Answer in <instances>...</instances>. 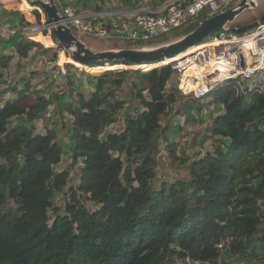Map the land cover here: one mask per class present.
<instances>
[{
  "label": "trees",
  "instance_id": "obj_1",
  "mask_svg": "<svg viewBox=\"0 0 264 264\" xmlns=\"http://www.w3.org/2000/svg\"><path fill=\"white\" fill-rule=\"evenodd\" d=\"M60 1L86 6L85 0ZM122 1L124 9L135 10L140 0ZM12 14L17 33L6 42L0 33V66L11 59L7 48L20 59L33 49L49 53L23 34L30 25L23 15ZM3 15L0 26L9 13ZM208 17L203 12L145 46L179 38ZM65 68L59 79H43L46 92L26 80L0 105V264H264V80L251 87L231 80L194 99L180 91L169 65L146 72L81 71L92 88L85 92L74 81L77 68ZM29 96L31 104L22 103ZM208 99L221 107L201 139L212 149L177 155L161 120L174 110L188 122ZM50 108L69 117L62 128L70 168L79 174L76 187L66 189L69 172L56 171L64 150ZM116 124L120 130L107 131ZM168 170L174 179L156 186L157 175ZM62 194L60 212L56 196Z\"/></svg>",
  "mask_w": 264,
  "mask_h": 264
},
{
  "label": "built area",
  "instance_id": "obj_2",
  "mask_svg": "<svg viewBox=\"0 0 264 264\" xmlns=\"http://www.w3.org/2000/svg\"><path fill=\"white\" fill-rule=\"evenodd\" d=\"M240 1L170 0L156 9L79 13L70 6H64L60 0H55L59 9L58 22L69 27L74 35L78 33L103 42L124 41L132 44L147 43L183 27L203 12L213 16ZM23 34L32 40L38 35L49 37L51 45L41 44L47 52L51 49L56 52L57 57L66 52L52 40L51 26L46 18L40 23L25 26ZM206 41L173 57L141 64L137 68L146 72L148 66H171L181 84L180 91L194 99L207 97L215 88L231 80L250 81L264 71V21L244 34L236 35L227 28L208 37ZM218 249H223L222 244L218 245Z\"/></svg>",
  "mask_w": 264,
  "mask_h": 264
},
{
  "label": "rangeland",
  "instance_id": "obj_3",
  "mask_svg": "<svg viewBox=\"0 0 264 264\" xmlns=\"http://www.w3.org/2000/svg\"><path fill=\"white\" fill-rule=\"evenodd\" d=\"M13 1H14V5L9 6L8 4H6V2L0 0V16L3 15L4 11L6 13H9V15L5 17L4 21L2 20L0 26L1 37L5 42L9 41L12 38V36L17 33L16 32L17 29L15 27L18 26V20L17 17L12 13L19 12L21 15H23L25 21L28 22L30 25L38 23L35 15V11L39 12L40 20H43L45 18L40 8L36 7L32 3H29L28 0H13ZM85 1H86L85 7H83V4L81 3L77 4L76 6L70 5V7H72L79 13H89V12L119 13V12L151 9L152 6L160 7L161 5L167 3L170 0H140L137 4L138 8L135 10L124 9L125 6L124 4H122L123 3L122 0H85ZM24 3H27L28 5L24 6ZM20 4L23 6H20ZM263 11H264V0L260 1L255 9H250L243 12L232 25L234 27H237L253 22V20L255 21L260 17ZM75 36L83 43H85V45L92 51L140 47V46L132 47L135 46V44L124 41L103 42L101 40H94L86 36H82L78 33H75ZM33 41L39 43L43 42L47 46L51 45L52 43L49 37H43L41 35L35 36ZM206 42L207 41L205 40L202 43H206ZM145 45H147V43L143 44L142 46L146 47ZM4 53L10 56L11 59L6 66H0V105L6 100L14 99L15 96L12 94L11 88L15 86L21 87L22 83L26 80H29L33 85H35L36 88L43 89V91L46 92V88L44 87L43 84V79L47 76L48 77L55 76L57 79H59L58 77L59 75H57L58 69H60V72H66L65 66L67 64L73 65V67L77 68L76 71L72 70V72L75 75L74 81L80 85L81 88L80 90L83 92H85L88 89L92 90V88H90L91 85L87 83L86 76H84V74L81 71L89 72L92 75H99L104 71L138 69L137 67L141 66V64L126 66L123 64L109 65L108 63L104 64L103 66H97V67H88L80 63H79L80 66H76L70 62H61L60 56L59 57L55 56V60L51 62L49 57L51 56L52 53H56L52 49L49 51V53L46 54H44L40 49H33L28 53L26 59H20L13 52L12 47L4 50ZM68 53L69 52L66 51L64 57L67 60H72V58L69 56L71 54ZM56 66L57 68L53 70V68ZM146 68H148L146 69V71H150L151 69H153L152 66L151 67L148 66ZM263 80H264V71H262L255 78L248 81L246 84L251 87L252 85H255V83ZM60 83H62V81ZM170 84H172V82ZM179 84L180 82L178 80V87ZM183 95L185 94L183 93ZM31 99L32 98L29 96L25 101H22V103L31 104ZM206 102H208L209 105H207L206 108H203L200 113L197 112L191 113L192 119L189 120L188 122H185V117L183 115L175 114L176 111L174 112V110L169 111L168 116H166L161 120L162 124L167 125L168 127L166 131L167 135L170 137V139L175 141L176 145L179 147L177 148L178 149L176 152L177 155H181L182 151H185L187 154L192 155L195 152L202 153L204 151L212 149L209 140H206L205 142L201 143V139L208 134V129L210 125V115H216L217 113L221 112V107L210 104L212 103L210 99L206 100ZM50 111H51L50 116L52 117V120L60 121V124L57 128V132H58L59 140L61 141L64 150L62 160L60 164L56 167V171L69 172V178L66 182V187H65L66 189L67 187H76L79 183V174L76 167L70 168V165L72 164V159H71V151L69 148V140L67 139L65 129L62 128L63 127L62 125H64V123L67 121V119H69V117L66 114H64L63 117L61 115H53L51 108ZM37 126L39 133L45 132L44 124L41 121L37 122ZM51 126L48 125V127ZM120 127L121 124H116L108 128L107 131L115 132L120 130ZM176 127H182L183 131L176 132L175 129ZM193 138L195 139L194 142H192ZM160 146L161 148L164 147L163 140H160ZM173 179H174V173L171 170H168V175H159V176L157 175L158 182H156L155 185L158 186L160 182L169 181V180L172 181ZM63 197H64L63 194L56 196V203H57L56 207L58 209H61L60 212H62L63 209L62 208V205L64 204ZM220 253H221V257H224L226 255L224 251Z\"/></svg>",
  "mask_w": 264,
  "mask_h": 264
},
{
  "label": "water",
  "instance_id": "obj_4",
  "mask_svg": "<svg viewBox=\"0 0 264 264\" xmlns=\"http://www.w3.org/2000/svg\"><path fill=\"white\" fill-rule=\"evenodd\" d=\"M260 1L262 0H241L232 8L204 19L187 34L166 43L150 47L92 51L72 33L69 27L58 22L59 9L55 0H28L29 3L39 7L45 15L47 23L51 26V34L54 41L69 52L77 63L86 66L102 62H128L136 65L154 63L183 53L201 43L204 39L227 28L235 34H244L263 23L264 11L253 22L237 27L231 25L243 12L255 9Z\"/></svg>",
  "mask_w": 264,
  "mask_h": 264
},
{
  "label": "bare ground",
  "instance_id": "obj_5",
  "mask_svg": "<svg viewBox=\"0 0 264 264\" xmlns=\"http://www.w3.org/2000/svg\"><path fill=\"white\" fill-rule=\"evenodd\" d=\"M60 61H61V62H65V61H63V55H62V54L60 55ZM66 62H70V63H72V64H74V65H76V66H80V64H76V63H74L73 61H66Z\"/></svg>",
  "mask_w": 264,
  "mask_h": 264
},
{
  "label": "crops",
  "instance_id": "obj_6",
  "mask_svg": "<svg viewBox=\"0 0 264 264\" xmlns=\"http://www.w3.org/2000/svg\"><path fill=\"white\" fill-rule=\"evenodd\" d=\"M157 7L156 6H152L151 9H156Z\"/></svg>",
  "mask_w": 264,
  "mask_h": 264
}]
</instances>
